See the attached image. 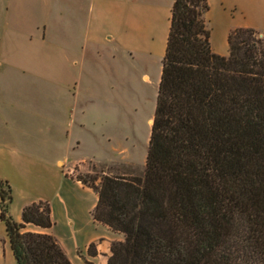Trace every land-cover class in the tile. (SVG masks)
Listing matches in <instances>:
<instances>
[{"label": "trees", "instance_id": "trees-1", "mask_svg": "<svg viewBox=\"0 0 264 264\" xmlns=\"http://www.w3.org/2000/svg\"><path fill=\"white\" fill-rule=\"evenodd\" d=\"M208 11L173 0L143 176L75 177L97 194L93 220L124 237L107 264H264V34L237 28L218 56ZM11 203L0 180L15 264H71L52 236L23 232L52 227L48 203L24 207L21 223Z\"/></svg>", "mask_w": 264, "mask_h": 264}, {"label": "crops", "instance_id": "crops-1", "mask_svg": "<svg viewBox=\"0 0 264 264\" xmlns=\"http://www.w3.org/2000/svg\"><path fill=\"white\" fill-rule=\"evenodd\" d=\"M172 4L6 0L0 11V180L12 190L8 214L21 223L24 207L48 203L52 227L25 225L23 232L52 236L71 264H107L111 245L124 241L93 220L97 194L68 169L117 168L114 157L130 160L129 137L123 145L116 137L121 64H134L135 55L162 62ZM213 4L208 0L205 21ZM235 29L225 30V48L210 32L214 54L228 56L227 37ZM31 90L32 100L26 94ZM1 229L0 264H15L0 221ZM90 245L94 256L87 253Z\"/></svg>", "mask_w": 264, "mask_h": 264}, {"label": "rangeland", "instance_id": "rangeland-1", "mask_svg": "<svg viewBox=\"0 0 264 264\" xmlns=\"http://www.w3.org/2000/svg\"><path fill=\"white\" fill-rule=\"evenodd\" d=\"M223 2V6H221ZM6 0H0V11ZM213 7L206 19V27L214 35L218 44L225 48L224 32L227 28H250L259 34H264V0H213ZM1 39V37H0ZM161 59L156 56L135 55V63L121 64V129L116 134L118 143L123 145V139L129 137L127 147L130 160L114 157L116 167H99L86 164L68 169L73 177H98L102 171L113 175L142 177L150 135L149 120L152 119L158 88ZM31 100L35 93L27 92ZM33 95V97H32ZM128 109L129 114L124 111ZM28 117V116H26ZM33 118V117H32ZM130 123V127L126 123ZM128 164V165H126ZM4 235V229L0 230ZM8 264V263H7Z\"/></svg>", "mask_w": 264, "mask_h": 264}, {"label": "bare ground", "instance_id": "bare-ground-1", "mask_svg": "<svg viewBox=\"0 0 264 264\" xmlns=\"http://www.w3.org/2000/svg\"><path fill=\"white\" fill-rule=\"evenodd\" d=\"M152 121H150V125H151Z\"/></svg>", "mask_w": 264, "mask_h": 264}]
</instances>
